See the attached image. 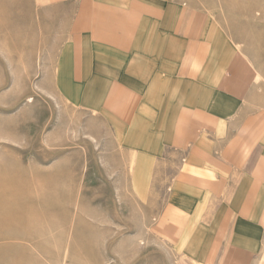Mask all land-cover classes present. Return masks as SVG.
<instances>
[{"label": "crops", "instance_id": "1", "mask_svg": "<svg viewBox=\"0 0 264 264\" xmlns=\"http://www.w3.org/2000/svg\"><path fill=\"white\" fill-rule=\"evenodd\" d=\"M26 2L57 41L52 86L169 167L155 242L264 264V51H241L201 0Z\"/></svg>", "mask_w": 264, "mask_h": 264}, {"label": "rangeland", "instance_id": "2", "mask_svg": "<svg viewBox=\"0 0 264 264\" xmlns=\"http://www.w3.org/2000/svg\"><path fill=\"white\" fill-rule=\"evenodd\" d=\"M201 2L241 51H264V0ZM39 19L0 0V264H198L149 232L170 186L162 154L52 86L57 41Z\"/></svg>", "mask_w": 264, "mask_h": 264}, {"label": "bare ground", "instance_id": "3", "mask_svg": "<svg viewBox=\"0 0 264 264\" xmlns=\"http://www.w3.org/2000/svg\"><path fill=\"white\" fill-rule=\"evenodd\" d=\"M143 168H144V170H146V165H144L143 164ZM142 170V167H141V165L139 166V171H141ZM143 171V170H142ZM143 174H144V172H143Z\"/></svg>", "mask_w": 264, "mask_h": 264}]
</instances>
